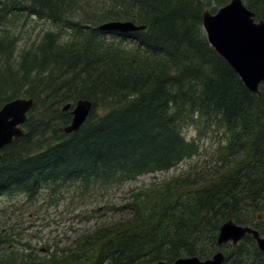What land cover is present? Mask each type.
<instances>
[{
  "label": "trees",
  "instance_id": "trees-1",
  "mask_svg": "<svg viewBox=\"0 0 264 264\" xmlns=\"http://www.w3.org/2000/svg\"><path fill=\"white\" fill-rule=\"evenodd\" d=\"M97 1L104 9L89 7L95 0H0V107L16 97L35 100L27 133L3 148L0 197L21 193L25 203L38 204L74 187L82 204L97 196L106 211L130 215L85 228L63 246L57 239L39 247L15 231L22 200L1 206L0 218H15L16 225L0 226V264H170L219 249L223 264H264L252 234L237 245L217 244L220 226L231 218L264 235V81L261 94L251 92L203 29L202 12L230 0ZM243 1L264 20V0ZM35 17L68 36L47 31L16 62L18 25L8 31L6 25ZM110 20L145 28H98ZM80 100L92 102L90 114L67 133L72 108L63 107ZM188 128L194 136L185 135ZM215 129L225 143L212 142L209 168L155 177L114 206L115 187L200 156ZM249 134L252 147L245 143Z\"/></svg>",
  "mask_w": 264,
  "mask_h": 264
},
{
  "label": "water",
  "instance_id": "water-1",
  "mask_svg": "<svg viewBox=\"0 0 264 264\" xmlns=\"http://www.w3.org/2000/svg\"><path fill=\"white\" fill-rule=\"evenodd\" d=\"M202 18L209 42L236 70L247 87L257 91L259 83L264 80V20L256 22L255 13L243 0H231L215 13L205 10ZM98 28L105 31L129 32L144 26L131 21L111 20L101 23ZM33 105V98L18 97L0 108V150L25 133L20 124L26 120L27 112ZM70 107L71 104H67L63 109ZM91 108L90 100H80L71 110L72 121L64 128L65 132L79 129L86 121ZM1 158L0 152V166ZM247 233L254 235L259 248L264 251V237L252 227L238 225L233 220H228L220 227L218 244L222 245L228 241L237 244ZM224 259L225 255L220 251L205 260L198 256H189L178 258L172 264H222Z\"/></svg>",
  "mask_w": 264,
  "mask_h": 264
},
{
  "label": "rangeland",
  "instance_id": "rangeland-1",
  "mask_svg": "<svg viewBox=\"0 0 264 264\" xmlns=\"http://www.w3.org/2000/svg\"><path fill=\"white\" fill-rule=\"evenodd\" d=\"M96 2H89V7L98 6L99 9H104L103 7L99 6L97 0ZM212 11H214L213 6L208 7ZM72 12H69L68 15H72ZM70 20H78L77 18H69ZM16 23L18 28L16 29V33L18 35V43L17 48L14 53V60L17 62L19 56L28 52L34 51L37 48V45L40 41L41 36L47 32H59L62 38H66L68 36L65 29L59 27L58 25L54 24L49 19H40L38 20L37 17L35 18H28L24 19L21 18L16 20L15 22H10L6 25L7 31L11 29L13 24ZM204 29V28H203ZM27 130V127L24 126ZM185 135L187 137H192L195 135L196 130L194 128H188L185 131ZM207 141L206 144L209 146L212 142L216 140L218 144H222L224 146V133L220 129H215V131L211 132V136H206ZM221 138V139H218ZM246 145L252 147L255 145L254 138L249 134L247 139L245 140ZM210 147V146H209ZM213 150H207L200 156L193 157L192 159H188L182 162L178 167L171 169L170 171H163L155 174L157 177L162 178L164 176L175 174L181 170H188V169H206L205 165L211 161L213 156ZM154 174H146L140 176L134 181L126 182L124 184L118 185L112 190L111 199L116 204L114 206H122L123 196L124 194H128L130 189L135 186H141L143 184L149 183L151 180L154 179ZM46 195L45 192L42 193L40 197ZM65 199L61 200L58 199L57 203L52 205H48L42 209L40 206L36 205V202H28L25 203L24 200L22 202L24 205L21 208H25L22 210V213L19 214L21 217L19 219V225L17 226L14 223V220H9L4 216V219L0 218V226H12V224L16 225L17 229L16 232L19 231L22 233V240L24 241L25 238L31 240L39 247H45L46 244H50L52 246L55 245L57 239H60L59 242L63 246L64 244H68L71 238H74L76 235L81 233L85 230V228L94 227L97 223L103 221H110L115 218H119L120 216H129L130 212L128 209L123 211H106L103 208L102 200L98 199L97 196L88 197L86 201L82 204L81 199L78 197L77 193H74L73 188H70L68 191L65 192ZM104 195H100L99 198H103ZM21 200V197L17 198H6L1 197L0 199V207L5 206L10 203L21 204L18 201ZM79 205H82L79 206ZM112 206L111 208H113ZM32 208L28 209L27 208ZM34 208H38L36 211H33ZM73 208H75L76 214H73ZM79 208H85L87 212H83L81 215H78L77 210ZM90 208H93L90 210ZM119 208V207H117ZM28 211L30 224L26 222L25 218H23L24 212ZM88 216L87 219L85 217ZM84 217V218H82ZM59 246V247H60Z\"/></svg>",
  "mask_w": 264,
  "mask_h": 264
}]
</instances>
